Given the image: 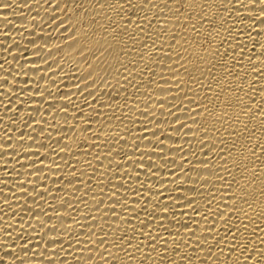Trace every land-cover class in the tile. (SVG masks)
<instances>
[{"label":"bare ground","instance_id":"1","mask_svg":"<svg viewBox=\"0 0 264 264\" xmlns=\"http://www.w3.org/2000/svg\"><path fill=\"white\" fill-rule=\"evenodd\" d=\"M81 4L83 8L78 7ZM234 4L235 0H192L179 13L175 9L180 5L170 4L172 12L168 9L161 12L168 19L163 25L168 33L157 40V46H163L165 51L153 48L148 54L149 49H143L140 43L145 39L143 34L137 36L133 50L129 35H124L120 28L114 31L115 26L109 27L108 17H115V13L108 7H100L97 0H0V261L105 264L95 251L89 250L95 244L83 242L90 237L97 241L102 235L108 241L119 242L122 235H133L135 225L133 244L139 240L145 247L130 261L123 251L113 247L114 255L106 256L109 264H140L146 254L151 255L147 264H161L162 257H167L163 264H190L173 251L165 252L162 240L155 241L156 251L149 253L151 244L141 231L174 240L167 247L180 244L182 254L199 257L192 264H201L208 256V248L215 244L211 236L217 235L219 239L223 235L224 221L217 223L214 216H209L205 224H193L201 216L193 213L192 208L181 207L184 201L175 197L185 195V191L177 189L181 185L183 189L198 187L204 195L196 194L195 206L201 210L209 191L216 196L213 209L231 203L226 181L231 182L233 177L240 180L243 171L233 165V160L251 168L252 158L243 159L248 155L242 147L245 140L230 135L233 128L242 130L243 124L248 123L249 117L241 115L237 106V97L247 102L245 93L250 89L245 86L243 92L230 91L229 86L235 89L246 79L257 92L264 87L260 69L255 67H264L261 56L264 25L259 23L264 13L258 11L260 5L253 12L251 7L236 11L240 5L235 4L234 8ZM156 11L160 10L153 9ZM191 25L196 26V31ZM160 26L153 25V40L157 39L156 30ZM173 35L177 39L173 40ZM169 45H172L171 60L166 56ZM217 49L221 55L213 58ZM161 57L162 62H153ZM117 60L122 64L139 61V69L151 63L154 71V75L145 76V82L157 83L141 89L133 110L126 106L131 104L132 90L125 94V82L119 75L124 69ZM238 61L243 64V70ZM169 66L179 68L178 75L183 81L180 87L176 79L165 82L174 75ZM189 73L199 77L203 84L213 76L219 80L221 87L208 94L211 103L203 99V87L188 80ZM237 73L241 80L236 79ZM212 82L215 87L216 80ZM192 97L208 103L209 111L214 110L217 116L227 112L225 122L216 123L208 113L196 116L201 109L195 104H191L189 112ZM173 104L179 111L172 108ZM145 106H148L146 116L141 114ZM170 111L182 120L173 123L175 116ZM235 115L243 123L235 121ZM189 116H194L199 126ZM261 119L257 117L249 125L256 126L254 140L262 135ZM184 122L188 127L181 129L180 123ZM205 123L209 128L207 136L202 130ZM213 123L218 130L212 128ZM136 144L140 145L139 149H135ZM226 152L231 153L227 156V168L232 175L223 171L225 161L219 158ZM118 165H123V170ZM256 172L250 188L254 196L250 199L256 208L253 215L258 217L259 202L264 199L259 192L264 178L260 175L264 172L260 161H256ZM217 174L225 179H218ZM246 175L251 177V171ZM201 176L198 185L195 181ZM173 180L177 183H171ZM145 184L153 191L159 189L163 195L154 196L147 188L142 190V195H135L132 190ZM169 195L173 199H168ZM187 195L191 198L193 193L188 191ZM116 200L121 203H114ZM158 200L176 205L175 219L156 220L144 229L141 221L147 222L148 218L140 209L147 204L150 211H155ZM242 206L247 209V205ZM138 212L140 219H136ZM166 215L171 216V211ZM177 221L189 224V228L181 227ZM160 223L167 226L168 232L157 228ZM257 223V236H264V231H260L264 229V220ZM212 224L221 229L219 234L204 231ZM193 229H199L196 235L202 245L196 253L185 246ZM177 230L185 237L183 243L181 236L169 235ZM205 235L209 236L208 242L203 240ZM104 247L107 245L101 251ZM220 248L222 253L213 248L209 264H236L239 253L229 250L228 240ZM6 252L15 255L6 256ZM240 264H244L242 258Z\"/></svg>","mask_w":264,"mask_h":264},{"label":"snow or ice","instance_id":"2","mask_svg":"<svg viewBox=\"0 0 264 264\" xmlns=\"http://www.w3.org/2000/svg\"><path fill=\"white\" fill-rule=\"evenodd\" d=\"M100 7H108L110 8L114 13L115 17L109 16V27H113V30L115 31V28H120L123 30L124 35H129V38L132 42L133 50H135L134 45L137 43V36L143 34L145 39H142L140 41L143 49H149V53L151 54V50L153 48H156L159 52H164L165 49L163 46H157V40L161 39L165 34L168 33V28L164 27L163 25H166L168 23V19L166 17L161 16V12L164 9H168L169 12H172L173 9L170 7V4H179L180 7L175 9L176 13L180 12V8H183L190 4L192 0H160L158 3L157 0H97ZM235 4H239L240 7L236 8V11H241L244 9H248L251 7V10L253 12L257 11L256 5H260L258 11L260 13H264V0H235ZM235 4L233 7L235 8ZM67 7V5H65ZM78 7L83 8V5H78ZM153 9H159L160 11L153 12ZM117 17L119 19H117ZM188 19L191 20V15L188 16ZM201 19H204V16H201ZM261 25H264V19H261L259 21ZM153 25H161L156 30V40L152 39V29ZM193 31H196V26L191 25ZM133 28L135 30H133ZM67 31V29H65ZM173 40L177 39L175 35L172 37ZM187 42V41H185ZM171 47L172 45H169V51L166 53V56L169 60L172 59L171 56ZM200 47L204 48L205 51H208L206 47H204V44H201ZM254 47V46H253ZM220 51L217 49L215 53H213V58L216 56H220ZM225 55H227V51L225 52ZM177 56L179 57L180 54L177 53ZM261 56H264V53H261ZM183 58V57H180ZM200 59H203V57H199ZM141 59H144V56H141ZM163 57H161L160 61H153L155 63L162 62ZM117 63L120 64V67L124 69V72L119 73L121 78L125 82L124 86V92L127 95L129 93V89H131V104H127L126 106L129 108V110H133V107L137 105V101L139 100V95L141 89H147L151 86L153 83H157L155 80H149L145 82V76L147 75H154V71L152 69L151 63L145 64L143 69L137 68V64L139 61H136L135 63L129 62V64H122L119 60H117ZM178 63V61H176ZM238 63H240L238 61ZM180 67H183V65H180ZM241 70H243V64L240 63ZM257 69H260L259 75L264 78V67L261 65L255 66ZM169 70L174 74L171 78L166 80L165 82L168 83L171 81V79L177 80V87H180L181 83L183 82L179 78V68H172L169 66ZM119 72V70L117 69ZM211 74V73H210ZM248 74L245 73V77ZM161 79H164L161 77ZM236 79L241 80L240 74H236ZM188 80L193 84H198L203 87L204 89V100H207L209 103H211V97L208 95L209 93H213L216 91V88L221 87L219 80L213 76L212 79L208 81L207 84H203L202 81H200L199 77L193 76L191 73L188 74ZM212 80H216L215 87L213 86ZM119 84V80L117 81ZM247 86L250 91L246 92L245 95L248 97L247 102H244L240 97H237V106L241 108V115L248 116L249 120L248 123L243 124V129H236L233 128L232 133L230 135H234L238 138H243L245 140V143L242 145V147L245 149L248 155L243 156V159H250L251 168L247 164H244L242 161L233 160V165L238 169H242L240 175V180H236L235 177H233V180L231 182H227L228 184V190L231 192V195L228 197V199L231 201V203L224 204L223 208H221L220 205H217L215 209L211 207L213 201L216 199V196L212 191H209L207 194V197L205 198L204 204H203V210H201L200 207H196V194L199 193L200 195H204L202 192H200L198 187H193L191 189H183V185L180 186L179 190H184L185 195L175 197L177 200H183L184 204L181 205V207H187L192 208L193 213L198 214L201 216V220L196 221L193 220V224H205L209 216H214L216 218V222L218 223L220 220L224 221L223 224V235L220 236L219 239H217V235H212L211 240L215 241V244L211 245V247L208 248V256L204 257L201 260V264H209V258L212 256V250L215 248L217 251L223 252V249L220 248V244L224 240H228L229 243V250L233 253H239L236 264H240L241 258L244 261V264H248V261H253L254 264H264V236H257V227H258V220H264V199L260 200V209H259V216L253 215V213L256 212L255 203L253 200L250 199V197L254 196V193L250 191L251 185L254 182V178L257 176L256 172V161H260L262 165H264V87H260L258 92L253 87V83L250 81H247L246 79L241 80V83L236 86L235 89L231 88V85L229 86L230 91H244V87ZM191 90V89H189ZM147 91H145V95H147ZM258 97V98H257ZM151 99V97H149ZM187 99V94L185 96ZM217 99H219V94L216 96ZM191 104H195L197 109H201V111L196 112V116H203L205 113H208L209 116L215 118L216 123L223 124L225 122V118L228 117L227 112H223L221 115L217 116L216 112L209 111L208 103H203L202 101L198 100L196 97H192L189 102V112L192 111ZM232 104L229 102V107H231ZM172 108H177L175 104L172 105ZM177 111H179V108H177ZM148 112V106H145L144 110L142 111V115H147ZM171 115L175 116V120L173 123H179L182 120V117L179 115H176L175 112H171ZM257 117L262 118L261 123L259 126V130L261 132V136L259 139H255V130L256 126L252 125V127H249L250 124H252V121L256 119ZM188 119H192L194 123H197L199 126L200 122L195 119L194 116L187 117ZM233 119L237 122L243 123L240 121V116L235 115ZM188 127L187 123H180V128H186ZM146 128V126H145ZM212 128L214 130L216 129L215 123L212 124ZM88 130V129H86ZM203 132L205 133V136H207V133L209 131L208 124L205 123L203 126ZM245 133H248L247 136H245ZM155 134V133H154ZM141 139H144L146 137H140ZM57 143H62V141H58ZM116 143H119V138H117ZM223 143V141H221ZM65 148L68 147V145L64 146ZM135 149H139L140 145L136 144ZM235 147V145H233ZM182 151V149H181ZM223 151V150H222ZM90 154V153H89ZM119 154V153H118ZM135 152H133V155ZM231 153H225L224 156H220L219 158L221 160L225 161V165L223 168V171L228 172V175H232V172L229 171L227 168V156ZM127 153H124V156L127 157ZM47 159V157H45ZM181 159H184L182 156ZM207 163L211 164V161H207ZM139 166V165H138ZM152 166L149 165V168ZM118 168L123 170V165H118ZM181 170H183V166L181 165ZM251 171V177L247 176L246 173ZM148 173L146 172L145 175ZM155 174V173H153ZM126 176H129L128 173H125ZM173 175H175L173 173ZM261 177H264V172H262ZM217 178L220 180H224V176H220L217 174ZM182 179V178H181ZM203 179V176L200 177L197 181H195L196 184H200V180ZM247 181V183H241V181ZM171 183L176 184L177 180L171 181ZM205 184L208 183L207 180L204 181ZM261 188L259 189L260 196L264 197V178L261 179ZM162 187V185H161ZM215 187V186H214ZM147 188L148 192L153 193L154 196H162L163 193L156 189L153 191L152 188L147 187V184L142 185L141 189H134L132 190L135 195H142V190ZM169 193H171L172 190H167ZM191 191L193 193V196L191 198L188 197L187 192ZM111 198V197H109ZM168 199H173L171 195L168 196ZM223 199V198H222ZM240 201L241 203H237V201ZM103 203V201H101ZM114 203H121L120 200L114 201ZM124 203H127V198L125 197ZM134 203L139 204V201H134ZM242 205H247V209L244 208ZM248 209H251L250 212ZM127 210V209H126ZM114 211V209H113ZM132 211H136V209H132ZM171 211V216L166 215L167 212ZM140 212L144 214L145 217H147V222L141 221L143 224L144 229H147L153 221L156 220H164V219H175L176 214V205L173 204H165L163 200H158L156 203V210L150 211L148 208V205L145 204L141 209ZM182 215H187V213H182ZM136 219H140V213H137ZM177 224H179L181 227L187 229L189 228V224L183 223L182 221H177ZM157 228H163L165 232H168L167 226H165L163 223H160L157 225ZM251 229V230H250ZM136 226L133 225V235L129 237L127 234H124L120 237L119 242L117 241H108L104 238L102 235L97 241H93L91 237L89 240L84 241L85 244H95L94 249H89L90 251H95L97 255L102 260H105V264H109L107 257H112L114 254L112 253L111 249L113 247H117L120 249V251H123L125 256L128 257L129 261L132 259H135V253L141 252L142 248L145 247L143 241H137V243L133 244V240H136L135 235ZM199 229H193L191 231V236L187 238L188 242L185 245L186 247L190 248L192 250V253L197 252V248H202V245L200 243V237L196 235V232ZM103 231V230H102ZM205 232L210 233H217L219 234L221 232V229L216 228L215 224H212L204 229ZM260 231H264V229H260ZM141 235H145L146 239L149 240L151 247H149V253L156 251L155 247V241L162 240L163 244L162 247H164V251H173L177 255H181V259H188L190 264L195 259H199L198 256H189L188 254H182L180 252V244H176L175 248H169L167 245L175 243V241H169L164 239L163 235H154L152 233H146L144 231H141ZM105 235H110V233H106ZM169 235L172 236H181V243L184 242L185 237L182 236V234L177 230L175 233L169 232ZM194 238V239H193ZM203 240L205 242L209 241V236L205 235L203 237ZM257 241L259 243H257ZM53 244L56 243V241H52ZM107 245V247H104V251H101V247ZM195 245V246H194ZM129 249H133V251H129ZM23 251V249H22ZM6 256H14L15 254L12 252H6ZM16 259H20L19 256L15 257ZM95 259L94 257H89V260ZM151 259V255L146 254L144 256V259L140 260V264H147L148 260ZM167 259V257H162L161 264H163V260ZM228 259H231V257H228ZM217 260H219V257H217ZM0 264H6V261H0ZM20 264H25V262L20 259ZM49 264H55V261H49ZM175 264V262H173Z\"/></svg>","mask_w":264,"mask_h":264}]
</instances>
